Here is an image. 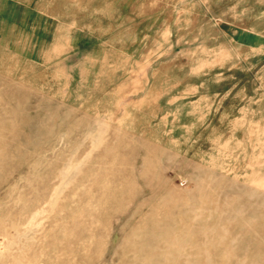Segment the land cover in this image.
Listing matches in <instances>:
<instances>
[{
  "label": "rangeland",
  "instance_id": "obj_1",
  "mask_svg": "<svg viewBox=\"0 0 264 264\" xmlns=\"http://www.w3.org/2000/svg\"><path fill=\"white\" fill-rule=\"evenodd\" d=\"M0 264H264V0H0Z\"/></svg>",
  "mask_w": 264,
  "mask_h": 264
}]
</instances>
